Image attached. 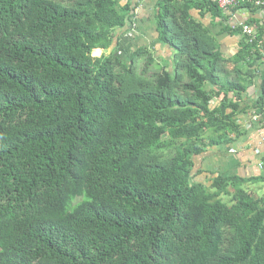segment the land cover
<instances>
[{"label":"trees","instance_id":"trees-1","mask_svg":"<svg viewBox=\"0 0 264 264\" xmlns=\"http://www.w3.org/2000/svg\"><path fill=\"white\" fill-rule=\"evenodd\" d=\"M134 3L0 0V264H264V194L249 187L264 175L193 176L196 156L241 133L229 98L264 24L245 22L259 25L234 83L192 4L158 0L174 72L151 71L147 49L118 54Z\"/></svg>","mask_w":264,"mask_h":264},{"label":"crops","instance_id":"crops-1","mask_svg":"<svg viewBox=\"0 0 264 264\" xmlns=\"http://www.w3.org/2000/svg\"><path fill=\"white\" fill-rule=\"evenodd\" d=\"M121 4L128 0H118ZM158 0H134L135 11L130 21L122 28L117 30L120 34L118 54L126 58L131 52L138 48L147 49V52L155 58V63L147 67L151 71L166 69L174 72L173 49L159 41L157 23L155 20V6ZM192 4L190 15L204 24L219 44V51L226 59L225 73L222 75L232 82L243 80L242 73L238 72V67L234 64L235 58L240 48V43L244 39V34L236 28L240 23L248 19H254L259 24H264V9L246 6L232 7L222 10L227 16V22L214 15L211 10L210 2L215 0H187ZM248 0H240L244 4ZM239 3V4H240ZM254 8V9H251ZM256 8V10H255ZM251 24L254 28L259 24ZM110 51V50H109ZM106 51L102 48H95L93 56L99 57ZM146 54L142 57L146 62ZM240 68L245 71V66ZM145 65V63H144ZM155 66V67H154ZM143 68V67H142ZM250 70V69H249ZM264 62L259 59L252 66L248 79L243 80L244 89L239 97H231L236 101L240 109L234 115L241 133L235 136L232 134V142L228 144L214 145L204 153L195 157V167L193 168L194 179L207 182L206 180L216 176L218 173L226 176H240L243 178H255L264 175V110L262 102L264 97ZM221 99V97H219ZM219 99H215V103ZM249 187L259 194H264V182L249 184Z\"/></svg>","mask_w":264,"mask_h":264},{"label":"built area","instance_id":"built-area-1","mask_svg":"<svg viewBox=\"0 0 264 264\" xmlns=\"http://www.w3.org/2000/svg\"><path fill=\"white\" fill-rule=\"evenodd\" d=\"M215 2L217 3L218 7L221 10H227L238 5L240 3V0H215ZM254 3L256 6L264 9V0H254ZM239 26L242 29V33L248 36L250 41L256 39L257 34L255 32V28L252 25L242 22L239 24ZM262 59L264 62V50L262 52ZM263 81H264V74H263ZM262 109L264 110V97L262 102Z\"/></svg>","mask_w":264,"mask_h":264},{"label":"rangeland","instance_id":"rangeland-1","mask_svg":"<svg viewBox=\"0 0 264 264\" xmlns=\"http://www.w3.org/2000/svg\"><path fill=\"white\" fill-rule=\"evenodd\" d=\"M58 1L64 2V0H58ZM144 63H145V59H144ZM144 63H143V61L141 60V61L139 62V67H143V66H144ZM150 70H151V69H150Z\"/></svg>","mask_w":264,"mask_h":264}]
</instances>
